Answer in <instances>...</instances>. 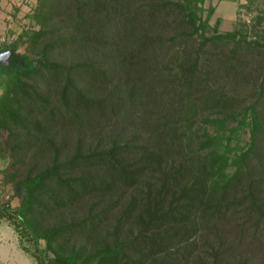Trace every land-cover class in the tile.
I'll list each match as a JSON object with an SVG mask.
<instances>
[{"label":"trees","instance_id":"16d2710c","mask_svg":"<svg viewBox=\"0 0 264 264\" xmlns=\"http://www.w3.org/2000/svg\"><path fill=\"white\" fill-rule=\"evenodd\" d=\"M120 1L38 0L31 26L0 44V135L7 132L13 165L34 147L52 153L35 173L6 174L20 203L0 200V221L37 264H225L244 256L264 238V119L257 101L238 106L214 86L225 82L211 68L221 56L204 52L202 61L200 53L209 43H262L240 27L220 32V18L207 35L216 7L205 0ZM174 9L178 36L200 45L196 56L168 61ZM86 135L96 143L85 146ZM74 207L88 212L41 226L48 212ZM256 254L264 264V249Z\"/></svg>","mask_w":264,"mask_h":264},{"label":"rangeland","instance_id":"374dc122","mask_svg":"<svg viewBox=\"0 0 264 264\" xmlns=\"http://www.w3.org/2000/svg\"><path fill=\"white\" fill-rule=\"evenodd\" d=\"M134 2V0H122L120 4L126 7ZM38 0H0V37L5 39L16 38L24 29L31 26L29 14L32 13L36 7ZM203 6L207 9L210 6H215L216 10L210 19L211 27L207 30V35L214 33V25L220 18L219 31L226 32L240 27L248 34V40L257 39L262 44L247 43L245 41L233 42H219L217 44L209 43L201 52L202 61L205 54L217 56H227L231 60L240 59V62L231 66L228 60L221 57H214L211 62V68L217 69L220 76H223L225 82L216 84L220 86L226 94L237 99L236 105H248L254 101L258 102L260 112L264 119V95L261 96L259 90L260 81L264 79V19L261 23L253 27L257 15L264 16V0H205ZM207 10L203 15L206 16ZM172 23L166 31L167 45L170 47L167 60H171L172 55L177 58H182L188 53L196 56V51L200 45V39L197 37H179L178 34L183 27L180 24L181 17L177 16L175 9L172 11L170 18ZM177 19V20H176ZM175 20V21H173ZM243 24V25H241ZM39 28V26H35ZM175 37V38H171ZM235 48V56L231 55V50ZM26 46L23 44L19 48L20 52H25ZM67 55V59H69ZM169 69L166 72H174L177 69V64L169 62ZM245 75L247 76L245 78ZM39 88L44 91L53 89V84H46L42 79L38 80ZM46 85V86H45ZM161 89L167 90V83L163 81L160 83ZM159 87V88H160ZM1 93V89H0ZM173 96L165 94L164 99H170ZM239 108V107H237ZM62 134V132H61ZM76 131L65 135L67 144L65 153H70L73 150V144L76 140ZM64 136V134H62ZM84 135V134H83ZM249 133L242 136V145H247L249 141ZM59 139L60 136H59ZM96 139L84 136V145L96 143ZM7 132L0 135V200L10 201L13 206H18L20 201L15 193L13 181L6 182V174L14 173L15 179L26 176L29 172L35 173L39 168L49 163L52 157L51 150H42V148L34 147L30 153L23 158V162L17 166L13 165V157L7 145ZM88 211L81 210L80 207L74 208H58L41 218V226L50 227L54 224H67L73 220H80ZM252 222V221H251ZM263 225V224H262ZM24 238V237H23ZM73 239L69 241V246ZM259 246H250L244 256L239 254L234 258L230 257L225 261V264H259V258L256 256L259 250L264 249V238ZM27 246L31 245L29 240H25ZM44 240H41V246H44ZM92 245V244H91ZM90 246V243L89 245ZM256 256V258H254ZM0 258L1 264H37L36 259L32 253L23 248V243L20 242L18 235H16L13 227L6 221H0ZM209 259L207 257V263Z\"/></svg>","mask_w":264,"mask_h":264},{"label":"built area","instance_id":"2783aa9c","mask_svg":"<svg viewBox=\"0 0 264 264\" xmlns=\"http://www.w3.org/2000/svg\"><path fill=\"white\" fill-rule=\"evenodd\" d=\"M5 40V37H0V44L3 43Z\"/></svg>","mask_w":264,"mask_h":264},{"label":"crops","instance_id":"0c3cea01","mask_svg":"<svg viewBox=\"0 0 264 264\" xmlns=\"http://www.w3.org/2000/svg\"><path fill=\"white\" fill-rule=\"evenodd\" d=\"M1 262H2V261H1V258H0V264H1Z\"/></svg>","mask_w":264,"mask_h":264}]
</instances>
